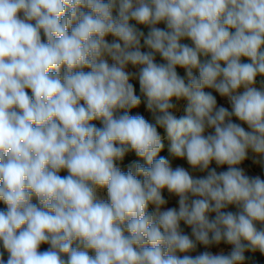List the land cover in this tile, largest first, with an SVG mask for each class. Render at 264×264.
Listing matches in <instances>:
<instances>
[{"label":"clouds","instance_id":"1","mask_svg":"<svg viewBox=\"0 0 264 264\" xmlns=\"http://www.w3.org/2000/svg\"><path fill=\"white\" fill-rule=\"evenodd\" d=\"M130 21L148 26L147 36ZM109 34L117 40L108 43ZM141 38L151 51L140 50ZM129 64L139 67L155 124L130 114L141 98ZM257 76L264 0H0V244L8 253L0 264H245L247 250L264 254V179L238 167L249 150L264 157ZM173 98L187 100L186 116L172 114ZM157 126L171 155L206 177L157 158ZM129 152L147 166L122 171L116 162ZM213 161L227 170H209ZM105 187L107 201L97 197ZM164 189L179 197L178 210L161 211ZM230 205L238 211H224ZM221 242L232 246L228 254L177 255ZM41 244L50 247L38 251Z\"/></svg>","mask_w":264,"mask_h":264},{"label":"rangeland","instance_id":"2","mask_svg":"<svg viewBox=\"0 0 264 264\" xmlns=\"http://www.w3.org/2000/svg\"><path fill=\"white\" fill-rule=\"evenodd\" d=\"M117 14H118L117 11L114 10L113 15L116 16ZM129 23L134 25L139 31H142L145 34V36H147L148 32L150 31V28L146 25L137 24L135 21H130ZM156 27L167 30V26L163 22L157 24ZM232 31H234V29ZM41 39H42V41L46 42V37H44L43 33H41ZM105 40L108 43H112L114 40H117V38H115L111 34H109L108 36L105 37ZM117 42H120L122 45L121 41H117ZM180 42L182 44H187L190 47H194L192 41L188 38H184ZM140 50L142 52L151 51L146 45H144L143 38H141V49ZM154 56H155V60H154L155 63H157V64L166 63V61L163 60V58L159 55V53H155ZM105 59H107L109 64L113 63V61L111 60L110 57H105ZM204 59H205V57H203V56L200 57V60L202 62ZM241 62L242 63H248L250 61L246 57H241ZM84 70L89 71V69H84ZM125 71H127L131 74H135L132 76V78L130 79L129 82L133 84L135 94L140 96V98H141V104L137 108L131 109L130 114L131 115H137V114L142 115V116H144V118L149 123L155 124L153 113L150 112L146 107L147 99L140 92V85H139V79H138L139 67L138 66H132L131 64H129L126 67ZM176 71H177L178 75L181 76L182 78H184L185 82L187 83L186 70L180 66H177ZM193 74L198 77L199 76L198 69H193ZM261 81H264V76H257L256 85H255L257 88H260ZM26 91L28 92V94L30 96L32 95L30 89H26ZM203 91H205V93L210 92L212 95H214L216 97L218 107L224 106V107L228 108L229 111H231V105L228 102L226 97H221L214 89H211L208 87H205L203 89ZM238 91L242 93L244 91V89L241 88ZM81 103H83V101H81ZM172 103L175 105V107L173 109H171L170 111L172 112V114L174 116H176L177 118H180L182 116L187 115L186 108H187L188 102L186 99L181 98V99L177 100L176 98H173ZM232 121L234 123L240 124L242 127L245 128L246 131L250 130V129H248L247 124L239 121L238 118L233 117ZM92 123H95L97 127L102 126L100 121H93ZM157 131L161 135L162 143H163V148H162L161 152L158 154L157 158H159L160 156L167 158L170 161L173 169H175L178 166L183 167L194 178H202V177L207 176L208 170H205L203 172L199 171L198 169L194 170L188 164L186 159L173 157L169 151L171 142L167 139L166 131L159 126H157ZM212 132H214L213 129H206L205 135L212 133ZM134 162H139V163L145 164V166H147L146 161L137 157L134 152L127 153L125 155L124 159L122 161H117L116 164L118 167L121 168L122 171L127 172L128 166ZM227 167H228L227 165L217 166L215 161H213L209 166V170H211L212 168H215L217 173H219L221 171H226ZM238 167L243 168L245 171V174L250 176V177L260 176L261 179H264V157L258 156L257 154L253 153L251 150H249L248 156L245 159V161H243ZM59 174L61 176H67L69 173L67 172V170H61V172ZM138 178L142 179V177H138ZM162 196L167 201V203L165 205L161 206V211L167 210L168 208H177V210H178V208H179V203H178L179 197L178 196L169 193L167 191V189L162 190ZM97 197L99 199H102L105 201L108 200V194H107L106 187L105 188H97ZM192 198H194V197H190V199H192ZM32 202L34 204H37V205L39 204L36 197L32 198ZM0 210H6V205L2 201H0ZM148 211L154 212L155 206L150 204L148 207ZM224 211H231V212L235 213L238 211V209L235 207V205H230ZM209 216H210V218H214L215 213H211V214H209ZM180 227H181L184 234L189 235L190 238L194 239V237H192V235H191V228L189 226L185 225L181 221ZM257 227L259 228V227H261V225L258 223ZM243 243H247V242L244 241ZM49 247H50V245H48V244H41L38 251H41V252L46 251L49 249ZM231 248H232L231 245L226 244L224 242H221L219 245L214 244V245H211L208 247H205L204 245L197 243V247L194 251L189 252V253H177V255H180L181 257L183 255H191V256L195 257L196 255H199L200 253L205 252V251H209L213 254H220V253L228 254L231 251ZM0 252H3V258L6 261L8 258V253L3 249L2 244H0ZM89 254L94 255V252L90 251ZM245 257H246L245 264H264V254H261L259 250H256V251L247 250L245 252Z\"/></svg>","mask_w":264,"mask_h":264},{"label":"trees","instance_id":"3","mask_svg":"<svg viewBox=\"0 0 264 264\" xmlns=\"http://www.w3.org/2000/svg\"><path fill=\"white\" fill-rule=\"evenodd\" d=\"M64 258L67 259L66 256Z\"/></svg>","mask_w":264,"mask_h":264}]
</instances>
